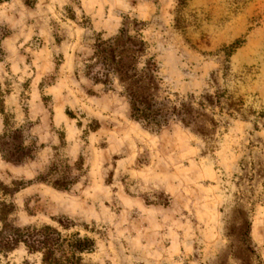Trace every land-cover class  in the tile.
<instances>
[{
    "label": "rangeland",
    "instance_id": "obj_1",
    "mask_svg": "<svg viewBox=\"0 0 264 264\" xmlns=\"http://www.w3.org/2000/svg\"><path fill=\"white\" fill-rule=\"evenodd\" d=\"M134 21L190 124L91 64ZM45 225L82 264H264V0H0V264H43L9 235Z\"/></svg>",
    "mask_w": 264,
    "mask_h": 264
},
{
    "label": "trees",
    "instance_id": "obj_2",
    "mask_svg": "<svg viewBox=\"0 0 264 264\" xmlns=\"http://www.w3.org/2000/svg\"><path fill=\"white\" fill-rule=\"evenodd\" d=\"M135 34L126 28L108 38L97 37L92 45L91 64L99 66L107 90L115 84L125 97L131 118L155 130L166 126L172 116L184 124L196 119V113L188 98L159 100L157 93L158 66L149 56L148 46L140 33L143 24L133 22ZM60 225L67 227L69 220ZM8 239V238H7ZM12 242L24 243L29 253H38L43 264H82V254L90 252L88 238L66 240L54 228L45 225L39 228L16 230L9 235Z\"/></svg>",
    "mask_w": 264,
    "mask_h": 264
}]
</instances>
